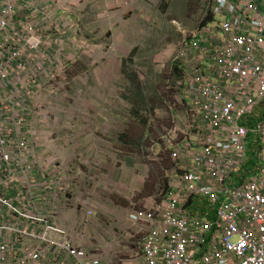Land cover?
Segmentation results:
<instances>
[{"label":"built area","instance_id":"1","mask_svg":"<svg viewBox=\"0 0 264 264\" xmlns=\"http://www.w3.org/2000/svg\"><path fill=\"white\" fill-rule=\"evenodd\" d=\"M210 15L178 56L186 124L165 135L166 191L128 214L144 232L140 264H264V0H212ZM59 23L47 4L0 0V264L103 261L52 221L35 155L82 49Z\"/></svg>","mask_w":264,"mask_h":264},{"label":"rangeland","instance_id":"2","mask_svg":"<svg viewBox=\"0 0 264 264\" xmlns=\"http://www.w3.org/2000/svg\"><path fill=\"white\" fill-rule=\"evenodd\" d=\"M211 3L136 0L124 10L114 6L112 23L101 26L95 40L84 30L88 42L70 64L66 92L49 100L52 121L41 130L35 152L51 172L52 221L61 222L78 246L118 255L117 262L129 259L121 252L124 246H115L116 238L132 228L139 231L127 225L129 212L166 191V171L174 164L165 135L174 123L186 124L187 68L178 56L184 40L211 17ZM175 66L183 71L176 74ZM77 103L82 115L100 120L93 135L78 120ZM56 167L65 182L55 181ZM128 247L133 255L139 252L140 246Z\"/></svg>","mask_w":264,"mask_h":264},{"label":"crops","instance_id":"3","mask_svg":"<svg viewBox=\"0 0 264 264\" xmlns=\"http://www.w3.org/2000/svg\"><path fill=\"white\" fill-rule=\"evenodd\" d=\"M136 0H33L35 6H40L42 4H47L52 8L53 13L59 19V27L64 32V38H70V41H75L80 44V46L85 45L88 41L85 38L84 30L90 33L91 36L96 39V33L99 32L101 26L108 27L112 22L110 21L111 11L114 6L119 7V10H124V6L132 5ZM89 22V25H88ZM84 46H82L83 49ZM67 49V48H65ZM81 49V54H82ZM76 108L79 110L78 120L82 122L86 130H88L92 135L96 130L99 129L100 120L93 115H82L81 107L79 103L76 104ZM77 117V116H76ZM87 123L89 126H87ZM77 175L82 178L83 171L81 169L75 170ZM141 183L136 181V189L139 188ZM53 199V195H51ZM53 201V200H52ZM61 201V199L59 200ZM151 199H146L142 209L148 208L150 206ZM67 213H64L65 217ZM126 218V223L128 225ZM61 226L64 225L60 222ZM59 225V224H58ZM130 225V224H129ZM131 226V225H130ZM132 227V226H131ZM65 228V227H64ZM140 230L135 228L131 229V232H124L118 234L116 238L115 246H124L121 249L122 254L129 259L118 260V255L116 256H105L103 250L102 264H140L141 260V240ZM144 235V234H143ZM140 236L139 242L135 243L137 237ZM140 246L139 252L133 255V252L128 246ZM83 247V246H82Z\"/></svg>","mask_w":264,"mask_h":264},{"label":"trees","instance_id":"4","mask_svg":"<svg viewBox=\"0 0 264 264\" xmlns=\"http://www.w3.org/2000/svg\"><path fill=\"white\" fill-rule=\"evenodd\" d=\"M211 21V17L206 18L203 22L202 25L208 23ZM175 70H176V74H178L179 71H183L182 68H180L179 66H175ZM253 140L252 137L248 138V143H247V149L249 150V155H251L252 150H253ZM245 171V170H244Z\"/></svg>","mask_w":264,"mask_h":264}]
</instances>
